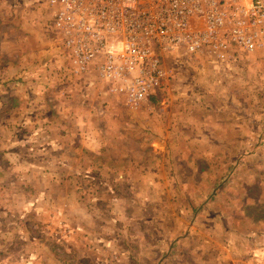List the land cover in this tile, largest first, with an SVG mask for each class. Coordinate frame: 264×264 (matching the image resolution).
Segmentation results:
<instances>
[{
  "label": "rangeland",
  "instance_id": "rangeland-1",
  "mask_svg": "<svg viewBox=\"0 0 264 264\" xmlns=\"http://www.w3.org/2000/svg\"><path fill=\"white\" fill-rule=\"evenodd\" d=\"M186 57L129 105L71 74L45 0H0V264H264V114L173 123L178 88L264 107V56L213 81Z\"/></svg>",
  "mask_w": 264,
  "mask_h": 264
},
{
  "label": "built area",
  "instance_id": "built-area-1",
  "mask_svg": "<svg viewBox=\"0 0 264 264\" xmlns=\"http://www.w3.org/2000/svg\"><path fill=\"white\" fill-rule=\"evenodd\" d=\"M45 1L71 74L133 106L168 80L165 54H207L224 67L264 52V0Z\"/></svg>",
  "mask_w": 264,
  "mask_h": 264
},
{
  "label": "crops",
  "instance_id": "crops-1",
  "mask_svg": "<svg viewBox=\"0 0 264 264\" xmlns=\"http://www.w3.org/2000/svg\"><path fill=\"white\" fill-rule=\"evenodd\" d=\"M187 55V54H186ZM261 56H264V52H257L256 54H253L251 56H244V55H239L238 58L236 59V61L230 63L228 66H232V69L228 70V66H221L218 65V63H216L213 58L210 55L207 54H202V55H187L186 58L191 59L193 62L192 64H196L197 66H195L193 68L194 69H201V67L204 69L203 71L206 72L208 74V78L211 79V81H213L214 79H219V80H223L224 78H231L229 77V75H226L227 73H229V71L231 73H233L234 71V66L237 64H243L244 67L242 68L244 73H245V77L246 74H248L249 76L251 75L252 78L255 77V73L253 74V71H258L259 69L262 68V65L260 64L261 62H263L262 60L257 61L256 63H252L251 60L255 61V59L260 58ZM248 57V58H246ZM262 59V58H261ZM247 61H250V64H256L255 67H249L245 65L247 64ZM241 65L238 66L239 70L241 69ZM226 68L227 71H224ZM262 70V69H261ZM200 72V70H198ZM264 71V70H262ZM197 72V71H195ZM194 72V74H196ZM261 72V71H259ZM191 74V73H190ZM225 76V77H224ZM247 76V78H251ZM244 77V78H245ZM217 87V88H216ZM211 89V87H210ZM210 89H195V91H198L199 94L197 95H192L193 93H187V94H183L184 89L182 88H178L175 92L174 95H176L178 97V99H180V102H182V105H179L178 108V116L175 118V120L173 121V123H220L223 125V123H246V119H248V117L250 118V115L253 117L252 119V123H260V121H258V116L264 114V107H259V106H253V108H250V106H244L243 104H236V105H230L229 103H220V104H215L212 105L205 99H201V96H206L208 95H214V91L217 92L218 90H220V94L219 96H222V94H224L223 92V86L222 84L216 85L213 87V92L211 94H209L211 92ZM161 90V89H160ZM157 92V90H156ZM154 93L153 95H151L146 101H148L149 99H154V98H158V96L162 95V93L156 95L157 93ZM189 92H192L189 91ZM188 96V98H184L183 97ZM192 96V98L190 97ZM182 97V98H181ZM199 100H198V99ZM189 100V104L186 106L185 105V101ZM198 102H196V101ZM218 113V115L213 114V116L209 117L208 113ZM198 113H201V116H199ZM224 113V115H222ZM248 116V117H247ZM254 118L256 120H254ZM78 123V122H77Z\"/></svg>",
  "mask_w": 264,
  "mask_h": 264
}]
</instances>
